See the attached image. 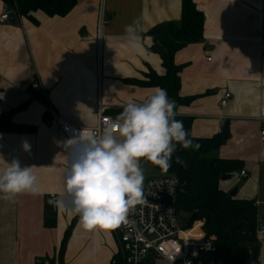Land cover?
<instances>
[{
	"label": "crops",
	"instance_id": "0c3cea01",
	"mask_svg": "<svg viewBox=\"0 0 264 264\" xmlns=\"http://www.w3.org/2000/svg\"><path fill=\"white\" fill-rule=\"evenodd\" d=\"M193 2L204 15V33L201 41L175 55V63L183 66L180 96L193 99L175 108V116L192 120L196 138L213 137L228 125L229 140L211 156L240 160L247 177L231 176L220 188L226 193L238 188L236 198L254 201L264 226V0ZM181 12L182 0H77L63 17L37 11L33 19L17 16V25L0 24V113L25 106L13 122L35 129L0 134V173L18 160L21 167H32L39 188L36 195L0 198V264H34L37 259L110 264L119 253L112 230H84L71 210L65 177L73 153L47 110L74 126L94 128L100 105L117 120L128 103L146 101L156 88L126 80L150 70L164 74L160 55L149 50L148 33L168 22L180 24ZM10 13L0 0V17ZM133 20L141 27L135 53L125 33ZM35 82L40 90L33 89ZM226 93L231 99L221 106ZM143 162L144 180L160 175L155 165ZM52 196L64 207L55 209V226L47 227ZM259 241L258 264H264V235Z\"/></svg>",
	"mask_w": 264,
	"mask_h": 264
},
{
	"label": "trees",
	"instance_id": "16d2710c",
	"mask_svg": "<svg viewBox=\"0 0 264 264\" xmlns=\"http://www.w3.org/2000/svg\"><path fill=\"white\" fill-rule=\"evenodd\" d=\"M13 12L23 18L33 19V13L42 11L50 17L66 16L75 6L77 0H2ZM204 15L193 0H182L181 22H168L155 26L148 35L152 38L149 47L151 52L160 55L164 74L159 75L153 70L142 78L126 80L130 85L144 88H163L168 97L175 101V108L188 105L192 98L180 96V74L183 66L175 63L177 52L187 45L203 39ZM16 109L0 113V134H26L34 132L29 126L13 122V115L24 109ZM123 112V111H122ZM117 115L120 116L121 113ZM182 121L187 130L188 138L194 144H199V150L184 149L177 145L173 153L172 166L165 173L159 167V176L175 177L180 182V190L176 195L174 208L188 217L191 222L203 220L208 236L215 237L217 254L215 259L221 264H258L260 241L257 238V206L254 201L231 197L220 188L223 177L240 172L243 164L240 160H227L212 157V153L226 144L230 138L227 124L223 125L221 133L210 138H196L192 135V120L176 117ZM179 157L184 164L176 163ZM55 211L47 206L45 226L54 227ZM239 229L231 234V230ZM70 231L65 234L59 252L63 258ZM254 256L257 257L254 260ZM110 264H124L120 254L113 257Z\"/></svg>",
	"mask_w": 264,
	"mask_h": 264
},
{
	"label": "clouds",
	"instance_id": "9594fccd",
	"mask_svg": "<svg viewBox=\"0 0 264 264\" xmlns=\"http://www.w3.org/2000/svg\"><path fill=\"white\" fill-rule=\"evenodd\" d=\"M140 31L138 20L125 28L134 53L139 50ZM174 109L175 101L166 89L158 87L146 101L128 103L102 135L90 132L67 141L73 155L65 177L66 193L84 230H114L125 221L131 206L143 202L142 159L166 173L177 145L199 150L200 145L188 138L183 122L175 119ZM176 163L184 164L179 157ZM38 193L32 167H21L18 160H12L0 173V198L12 200L19 194ZM49 203L64 207L61 199Z\"/></svg>",
	"mask_w": 264,
	"mask_h": 264
},
{
	"label": "built area",
	"instance_id": "2783aa9c",
	"mask_svg": "<svg viewBox=\"0 0 264 264\" xmlns=\"http://www.w3.org/2000/svg\"><path fill=\"white\" fill-rule=\"evenodd\" d=\"M8 15L0 17V24L8 21ZM104 22V19H102ZM34 90H40L37 82ZM231 94L226 93L221 106H226ZM108 108L100 105L98 122L94 128H80L58 118L52 108L47 110L62 134L69 141L81 135L95 132L102 135L107 124L116 121L107 114ZM49 120L47 125L51 124ZM264 140V130L261 132ZM149 162L144 160L143 164ZM246 178L247 173L240 171L231 174ZM143 202L131 206L125 221L112 230L119 244V253L124 264H221L215 259L217 248L215 237L208 236L205 222H191L188 217L174 208L176 195L180 190V182L175 177L156 176L143 181ZM171 199L166 205L164 200ZM57 199L52 196L51 200ZM56 207L53 206L55 211ZM264 235V226L258 222L257 238ZM34 264H55L50 259H37Z\"/></svg>",
	"mask_w": 264,
	"mask_h": 264
},
{
	"label": "water",
	"instance_id": "95a60500",
	"mask_svg": "<svg viewBox=\"0 0 264 264\" xmlns=\"http://www.w3.org/2000/svg\"><path fill=\"white\" fill-rule=\"evenodd\" d=\"M16 19H17V15H16L15 13H10V14L8 15V22H9V24H11V25H17ZM230 178H231L230 175H229V176H225V177L222 178L221 181H227V180H229ZM238 190H239L238 188L232 190V191L229 193V195H230L231 197H235V196L237 195ZM164 203H165L166 205H171V204H172V200H171L170 198H169V199H166V200H164ZM238 229H239V226H236V227H234V228L231 230L230 233H231V234H234ZM256 259H257V257L254 256V260H256Z\"/></svg>",
	"mask_w": 264,
	"mask_h": 264
},
{
	"label": "rangeland",
	"instance_id": "374dc122",
	"mask_svg": "<svg viewBox=\"0 0 264 264\" xmlns=\"http://www.w3.org/2000/svg\"><path fill=\"white\" fill-rule=\"evenodd\" d=\"M145 179V178H144ZM66 248H67V244H66ZM66 250V249H65Z\"/></svg>",
	"mask_w": 264,
	"mask_h": 264
}]
</instances>
